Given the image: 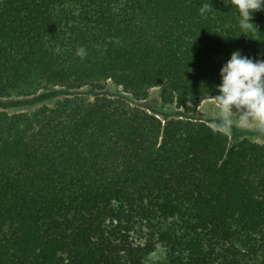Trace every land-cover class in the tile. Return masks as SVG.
Returning a JSON list of instances; mask_svg holds the SVG:
<instances>
[{
    "label": "trees",
    "instance_id": "trees-1",
    "mask_svg": "<svg viewBox=\"0 0 264 264\" xmlns=\"http://www.w3.org/2000/svg\"><path fill=\"white\" fill-rule=\"evenodd\" d=\"M238 21L231 0H0V99L112 82L181 111L0 115V264H264V145L199 110L233 51L264 60V10Z\"/></svg>",
    "mask_w": 264,
    "mask_h": 264
},
{
    "label": "clouds",
    "instance_id": "clouds-1",
    "mask_svg": "<svg viewBox=\"0 0 264 264\" xmlns=\"http://www.w3.org/2000/svg\"><path fill=\"white\" fill-rule=\"evenodd\" d=\"M239 15V27L242 33L251 32L254 27L253 14L264 10V0H231ZM209 11L207 5L200 7L203 15ZM77 55H85L83 48L77 49ZM217 107L223 121V127L232 126L231 114L238 113L241 122L255 121L264 129V60H254L241 51H233L220 69V83L216 85ZM235 109V111L233 110Z\"/></svg>",
    "mask_w": 264,
    "mask_h": 264
},
{
    "label": "rangeland",
    "instance_id": "rangeland-1",
    "mask_svg": "<svg viewBox=\"0 0 264 264\" xmlns=\"http://www.w3.org/2000/svg\"><path fill=\"white\" fill-rule=\"evenodd\" d=\"M101 92H94L91 88H83L79 91L67 90L64 88H55L49 91H42L30 97H18L16 95L9 98L0 99V115H23L33 114L43 108H54L65 100L73 99L77 95L84 97L90 102H94L96 94L107 95L111 98L124 97L133 105H143L149 108L152 113L156 114L161 120L177 117L180 110L174 105H164L162 103L161 89H153L150 97L145 102H136L131 95L124 93L123 90L115 86L112 82H107ZM205 106V105H204ZM201 117L213 128L227 133L232 145H238L243 141H249L256 144L264 145V129L257 127L255 121L241 122L238 114L232 113V126L225 129L222 118L219 114L217 102L207 103L202 107Z\"/></svg>",
    "mask_w": 264,
    "mask_h": 264
},
{
    "label": "crops",
    "instance_id": "crops-1",
    "mask_svg": "<svg viewBox=\"0 0 264 264\" xmlns=\"http://www.w3.org/2000/svg\"><path fill=\"white\" fill-rule=\"evenodd\" d=\"M213 101H215V100H207V101L203 102L202 105H201V107H200V109H202V107H205L207 103H212ZM204 105H205V106H204ZM200 109H199V110H200ZM200 113H201V110H200ZM238 115H239V114H238Z\"/></svg>",
    "mask_w": 264,
    "mask_h": 264
}]
</instances>
